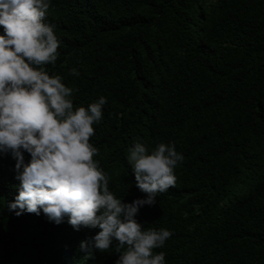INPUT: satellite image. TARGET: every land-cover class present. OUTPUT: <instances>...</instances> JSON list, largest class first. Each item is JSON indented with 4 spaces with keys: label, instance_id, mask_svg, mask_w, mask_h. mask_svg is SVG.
<instances>
[{
    "label": "trees",
    "instance_id": "obj_1",
    "mask_svg": "<svg viewBox=\"0 0 264 264\" xmlns=\"http://www.w3.org/2000/svg\"><path fill=\"white\" fill-rule=\"evenodd\" d=\"M45 23L60 44L46 70L75 90L74 107L107 98L90 143L117 197H146L126 160L134 141L184 157L175 185L139 210L144 227L172 232L154 252L264 264V0H52ZM15 163L0 154V264H115L111 248L78 251L99 229L8 211Z\"/></svg>",
    "mask_w": 264,
    "mask_h": 264
},
{
    "label": "clouds",
    "instance_id": "obj_2",
    "mask_svg": "<svg viewBox=\"0 0 264 264\" xmlns=\"http://www.w3.org/2000/svg\"><path fill=\"white\" fill-rule=\"evenodd\" d=\"M52 0H0V154L15 161L18 195L7 205L16 216H40L75 230L99 229L78 251L118 253L115 264H166L165 245L172 232L146 228L137 219L143 206L176 182L184 157L174 143L154 148L134 141L126 160L135 186L146 197L125 203L109 188V176L94 157L93 125L102 119L106 97L74 107V89L49 74L60 46L54 26L45 23ZM72 75H78L76 69ZM24 153L30 159L25 162Z\"/></svg>",
    "mask_w": 264,
    "mask_h": 264
}]
</instances>
